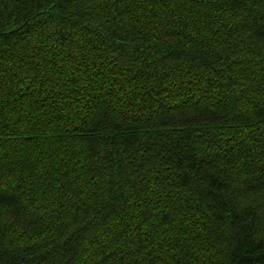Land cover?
<instances>
[{"label":"trees","instance_id":"16d2710c","mask_svg":"<svg viewBox=\"0 0 264 264\" xmlns=\"http://www.w3.org/2000/svg\"><path fill=\"white\" fill-rule=\"evenodd\" d=\"M0 264H264V0H0Z\"/></svg>","mask_w":264,"mask_h":264}]
</instances>
